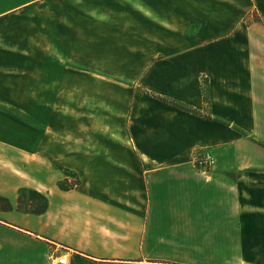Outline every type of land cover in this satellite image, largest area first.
Returning a JSON list of instances; mask_svg holds the SVG:
<instances>
[{
	"label": "crops",
	"instance_id": "obj_1",
	"mask_svg": "<svg viewBox=\"0 0 264 264\" xmlns=\"http://www.w3.org/2000/svg\"><path fill=\"white\" fill-rule=\"evenodd\" d=\"M62 255L264 264V0H0V264Z\"/></svg>",
	"mask_w": 264,
	"mask_h": 264
},
{
	"label": "rangeland",
	"instance_id": "obj_2",
	"mask_svg": "<svg viewBox=\"0 0 264 264\" xmlns=\"http://www.w3.org/2000/svg\"><path fill=\"white\" fill-rule=\"evenodd\" d=\"M255 19L260 20V17L257 15V12L254 11V12H252L251 16L248 17L247 21L250 22V21H253ZM214 161H215V159H214ZM61 171L63 173L62 174V179L59 181V186H60L61 190L62 191H66V190L72 189L71 188L72 187V183L74 184L75 182H77L76 176L72 173V170L69 169V168H62ZM36 197H38V195L33 194V193L32 194L30 193V199L31 198H34V200H33V205L29 207V210H32L34 212L40 211L47 204V197H46V195H44V196L43 195L42 196L40 195L38 197L39 198L38 201L36 200Z\"/></svg>",
	"mask_w": 264,
	"mask_h": 264
},
{
	"label": "built area",
	"instance_id": "obj_3",
	"mask_svg": "<svg viewBox=\"0 0 264 264\" xmlns=\"http://www.w3.org/2000/svg\"><path fill=\"white\" fill-rule=\"evenodd\" d=\"M195 160L198 168L203 171L210 170L214 164V156L207 149L199 150L196 153ZM50 260L52 264H70L69 259L66 255L56 257L51 256Z\"/></svg>",
	"mask_w": 264,
	"mask_h": 264
},
{
	"label": "trees",
	"instance_id": "obj_4",
	"mask_svg": "<svg viewBox=\"0 0 264 264\" xmlns=\"http://www.w3.org/2000/svg\"><path fill=\"white\" fill-rule=\"evenodd\" d=\"M181 107V106H180ZM79 183V179H77V182H75L74 184H72V187H74V185L75 184H78ZM71 187V188H72ZM45 209H46V206H44L40 211H38V213H42V212H44L45 211Z\"/></svg>",
	"mask_w": 264,
	"mask_h": 264
}]
</instances>
